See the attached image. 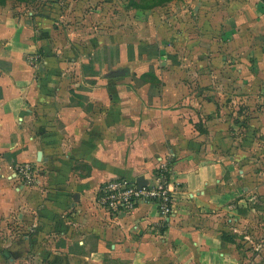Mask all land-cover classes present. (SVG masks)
Listing matches in <instances>:
<instances>
[{"label": "crops", "instance_id": "obj_1", "mask_svg": "<svg viewBox=\"0 0 264 264\" xmlns=\"http://www.w3.org/2000/svg\"><path fill=\"white\" fill-rule=\"evenodd\" d=\"M162 8L145 43L165 57L114 44L95 61L125 62L113 76L62 57L74 47L47 16L0 4V264H242L238 234L244 264H264V0ZM234 110L237 134L223 114ZM25 161L35 184L12 177ZM160 169L176 187L168 217L152 202L121 214L98 202L106 180Z\"/></svg>", "mask_w": 264, "mask_h": 264}, {"label": "rangeland", "instance_id": "obj_2", "mask_svg": "<svg viewBox=\"0 0 264 264\" xmlns=\"http://www.w3.org/2000/svg\"><path fill=\"white\" fill-rule=\"evenodd\" d=\"M50 1L51 3L56 2L54 3V10L51 14H43V12H40V15L47 16V18L51 20L50 23H52V25H60L64 30V35H67V39L74 47L72 53L64 50L59 54L65 58H74L75 56L91 57L92 60L87 63L88 66L85 70L96 71L97 69L98 71L99 69V71L104 70L105 72H109L112 69L123 70L127 67L125 62L119 63V61L114 65L110 63L111 65H107V68L106 66L104 67V65L95 64L96 59H99V57L106 60L107 58L112 59V57L115 56L113 54L114 44L122 46L126 58L130 54H137V56L144 54L147 58L165 57V53L159 50L156 43H145V41H152L153 38V32L149 30V27H151L150 24L153 22L154 18L148 17L147 15L153 12L157 14V11L164 10V8H162L163 6L146 8L143 6V1L141 0ZM43 2L44 0H0L1 5L7 4L13 9L23 8V10H28V12L37 11L35 9L36 5L40 7L43 5ZM176 5L177 4L172 6L173 12L180 10ZM189 8H191V6H189ZM27 17H30V15L28 14ZM72 28L73 30L71 31ZM70 31L72 34H67ZM133 45L135 47H133ZM179 45H181V43H179ZM179 48L178 50L181 51L178 55L182 56L189 49L188 46L184 45H182L183 51L181 46H179ZM189 51H191V49ZM111 67L113 68L111 69ZM233 100L234 102H232V104L236 106L238 100L236 97H234ZM223 114H228L230 116L233 122L232 132L234 134L242 130L241 126H244V124H241L240 120L242 118L244 119V112L242 115L243 117H241V113H237L235 110L234 112H226ZM236 243V247L239 250V261L244 264V235L240 236V234H238Z\"/></svg>", "mask_w": 264, "mask_h": 264}, {"label": "built area", "instance_id": "obj_3", "mask_svg": "<svg viewBox=\"0 0 264 264\" xmlns=\"http://www.w3.org/2000/svg\"><path fill=\"white\" fill-rule=\"evenodd\" d=\"M163 170V169H162ZM12 177L21 185H32L38 181L37 166L29 161L18 163L12 168ZM176 187L171 186L163 175L138 188L134 181L125 177L106 180L98 189V202L112 214L134 210L141 201L155 203L162 219L173 209Z\"/></svg>", "mask_w": 264, "mask_h": 264}, {"label": "trees", "instance_id": "obj_4", "mask_svg": "<svg viewBox=\"0 0 264 264\" xmlns=\"http://www.w3.org/2000/svg\"><path fill=\"white\" fill-rule=\"evenodd\" d=\"M141 1H143V6H145L146 8H150V7H154V6H165L166 4H168V3H170L171 1H174V0H141ZM54 3H56V2H54ZM54 3H51L50 0H44L43 5H41L40 7H39V5H36V7H35V9L37 10L36 13L38 12L37 14H39V15H40V12H43V14H51V12L54 10V6H55ZM87 66H88L87 64H85L83 66L84 67V71H87V70H85V68ZM93 72H96V71H93ZM145 76H149V79L153 83H156V77H155L153 71L150 70L147 73L143 74V77H145ZM156 174L158 176L159 175H163V177L166 180L168 179L167 178L168 177V173L165 170L160 169ZM222 239L226 240V241L234 242L231 237H228V236H225V235L222 237Z\"/></svg>", "mask_w": 264, "mask_h": 264}, {"label": "water", "instance_id": "obj_5", "mask_svg": "<svg viewBox=\"0 0 264 264\" xmlns=\"http://www.w3.org/2000/svg\"><path fill=\"white\" fill-rule=\"evenodd\" d=\"M125 73L124 70H117V71H113L112 75L113 76H119V75H123ZM147 182L144 180L143 176H138L135 180V184L138 188H141L142 186H144Z\"/></svg>", "mask_w": 264, "mask_h": 264}]
</instances>
